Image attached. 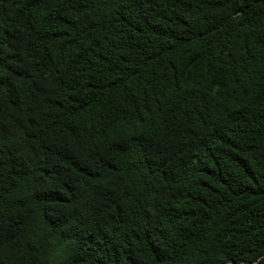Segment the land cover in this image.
<instances>
[{"label": "trees", "instance_id": "1", "mask_svg": "<svg viewBox=\"0 0 264 264\" xmlns=\"http://www.w3.org/2000/svg\"><path fill=\"white\" fill-rule=\"evenodd\" d=\"M0 264H264V0H0Z\"/></svg>", "mask_w": 264, "mask_h": 264}]
</instances>
